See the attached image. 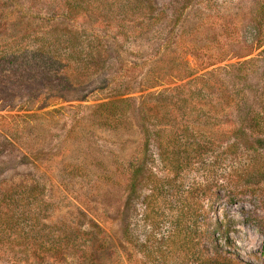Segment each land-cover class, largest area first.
Listing matches in <instances>:
<instances>
[{
	"label": "rangeland",
	"instance_id": "rangeland-1",
	"mask_svg": "<svg viewBox=\"0 0 264 264\" xmlns=\"http://www.w3.org/2000/svg\"><path fill=\"white\" fill-rule=\"evenodd\" d=\"M155 1L160 20L140 35L133 32L123 37L117 45L105 38L106 62L100 72L85 81L76 83V77L73 84L65 82L55 74L54 67L41 63L32 67L38 80L35 83L24 78L25 68L11 75L12 81L0 75V132L11 133L8 140L13 143L0 136V144L4 143L0 164L16 163L2 177H33L44 185L45 199L51 203L49 223L80 225L90 237H103L101 249L88 243L87 252L96 264H180L181 260L180 252L164 258L157 252L161 238L168 233V223L149 234L141 220L143 205L139 197L128 196V173L123 163L140 148L141 130L134 119L120 125L112 124L113 116L102 120L96 107L103 98L118 92L115 85L125 80L135 87L131 89L133 95H141L139 89L152 65L170 69L182 60L197 74L255 56L246 65L223 67L220 79L232 97L244 99L243 127H250L248 111H256L263 102L264 0ZM187 2L179 17L177 8ZM79 23L87 27L90 21L84 16ZM211 63L215 64L203 69ZM179 82L166 81L148 91L171 88ZM36 96L46 100L33 103L31 99ZM220 96L216 111L224 119L226 136L235 126L234 109H221ZM250 131L242 135V154L236 161L223 153L224 144L220 142L225 136L216 132L208 160L212 185L202 206L211 208L209 215L218 217L229 230L228 236L219 240L220 256L227 264H264V144L257 142L258 135ZM151 136L146 163L159 172L157 148ZM219 153L223 154L221 160L214 165ZM257 153L260 160L254 158ZM231 164L249 169L239 177L228 176ZM140 190L148 193L146 187ZM126 221L128 232L123 235L119 226ZM142 244L149 248L143 250ZM64 261L76 263L69 257ZM0 264L9 263L0 259Z\"/></svg>",
	"mask_w": 264,
	"mask_h": 264
},
{
	"label": "trees",
	"instance_id": "trees-1",
	"mask_svg": "<svg viewBox=\"0 0 264 264\" xmlns=\"http://www.w3.org/2000/svg\"><path fill=\"white\" fill-rule=\"evenodd\" d=\"M37 2L0 0V75L8 81L17 70L25 68L24 78L35 83L38 80L32 67L41 66L40 63L54 67L55 74L65 82L73 84L76 77V83L85 81L100 72L106 62L105 38L117 45L123 37L133 32L140 35L160 20L155 0H42L36 6ZM187 4L177 8L179 17ZM84 16L90 21L87 27L79 23ZM255 59L251 56L223 67L243 66ZM179 61L170 69L152 65L139 89L141 95H133L135 91L131 89L135 87L122 80L114 86L118 92L103 98L96 107L102 120L113 116L112 124L120 125L134 119L141 130V146L123 166L128 173V196L139 197L143 205L141 220L149 234L163 223L169 225L157 252L163 258L180 252V264H227L220 256L219 240L225 239L229 230L222 226V220L209 215L211 208L202 206L212 185L208 160L213 152L214 134L220 131L225 136L224 119L216 111V99L221 95V109H234L235 126L220 143L224 144L223 153L236 161L242 154L240 140L249 128L258 135L255 140L264 144V82L263 102L256 111H248L247 129L243 127L244 99L239 95L232 97L226 85L223 88L219 73L223 67L218 65L196 74ZM214 64H205L203 69ZM166 81L180 82L171 88L148 91ZM41 98L46 100L36 96L31 101ZM150 135L157 148L159 172L146 163ZM0 136L8 142L11 133L0 132ZM3 148L4 143L0 144V151ZM222 155L217 154L212 163L217 165ZM254 158L260 160L259 154ZM15 166L16 163L0 164V259L9 264H67L64 259L69 257L75 264H96L87 252L88 243L101 249L103 237H90L80 225L49 223L47 211L51 203L45 199L42 183L25 175L2 177L5 170ZM229 166L227 175L233 177L249 169ZM143 187L148 193H142ZM127 226V221L119 226L121 234H127ZM99 231L103 233L102 228ZM148 248L142 244L143 250Z\"/></svg>",
	"mask_w": 264,
	"mask_h": 264
}]
</instances>
